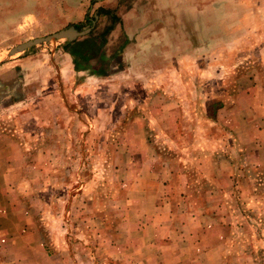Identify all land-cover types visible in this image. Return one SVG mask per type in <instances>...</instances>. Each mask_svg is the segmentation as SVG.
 I'll list each match as a JSON object with an SVG mask.
<instances>
[{
  "label": "rangeland",
  "instance_id": "obj_1",
  "mask_svg": "<svg viewBox=\"0 0 264 264\" xmlns=\"http://www.w3.org/2000/svg\"><path fill=\"white\" fill-rule=\"evenodd\" d=\"M91 1L0 0V62L68 26L93 40L0 112L30 154L16 188L40 239L0 245V264H127L129 229L150 240L141 224L167 216L175 236L150 243L187 245L202 210L217 224L201 251L221 239L223 264H264V162H250L252 139L264 154V0H116L132 40Z\"/></svg>",
  "mask_w": 264,
  "mask_h": 264
},
{
  "label": "crops",
  "instance_id": "obj_2",
  "mask_svg": "<svg viewBox=\"0 0 264 264\" xmlns=\"http://www.w3.org/2000/svg\"><path fill=\"white\" fill-rule=\"evenodd\" d=\"M97 5V10L111 11L119 18L120 22L112 30V34L121 27L125 31L127 39H133L132 35L134 33L129 35L128 30L132 19L128 18L131 20L127 21L118 13L117 7L119 4L116 0H98ZM102 17L106 16L100 15L98 22L102 20ZM89 36L85 37L89 39H83L85 41L76 39L72 42L66 41L67 43H55L53 48L52 44H50L51 47H47L48 50L41 49V53L37 52L36 47H31L22 52L21 54L23 55H18L12 61L0 62V112L22 106L27 100V96L30 90L33 89V86L34 89L37 88L35 81H45L53 72L60 79L63 72H70L72 55L82 52L84 44L92 39ZM55 49L62 52L57 61L53 63L51 59L55 56ZM45 56L49 58L51 56L49 60L51 66L45 60ZM263 132V130H257L254 134L258 138L261 137V134H264ZM252 140L254 143L257 142V145L250 154V158H252L250 162L262 164L264 162L263 149H259L260 144L258 141ZM29 155L26 148L16 140L15 136L0 129V245H26L27 249L30 248V245H39V236L31 225L30 214L24 208H21L23 202L16 188L22 186L21 172L19 171L21 166L26 165L28 160L30 161ZM210 166L212 165H209L208 168H211ZM211 172L214 174L213 171ZM230 178L231 173L225 171L222 180H216V182L220 186L225 181L230 186ZM212 213L210 212L209 214L208 211L202 210L196 216L194 213L189 216L193 224L192 227H183L181 229L182 231H188L187 235L183 233V236H187V245L172 243L171 245L154 246L150 243L153 240V242L162 241V239H167V237L173 239L175 236V232L171 231L173 230V225L168 224L167 226L168 217L166 216V218L164 215H162L164 218H159L158 222H154L153 225H150L148 222L141 224L139 229L143 233L146 230L150 231L148 233V236L151 237L150 240H145L143 237L137 241L133 237V229L131 228L128 230H131V232L129 233L130 237L127 243L125 245L118 244L116 248L118 254H120L117 257L124 256L123 259L119 260L125 261L127 264H223L220 250H222V244L226 245L225 240L220 239L219 244L213 247H202L201 251V248H198L201 242H197L198 240L196 239V234L201 229L207 231L206 235L209 232L215 231L216 226L214 224L211 223L208 226L204 224L207 218L217 224L214 220V216L217 214ZM173 242H175V239ZM212 242V237L208 236L206 244L213 245ZM122 246L124 249H127L126 253L121 252Z\"/></svg>",
  "mask_w": 264,
  "mask_h": 264
},
{
  "label": "water",
  "instance_id": "obj_3",
  "mask_svg": "<svg viewBox=\"0 0 264 264\" xmlns=\"http://www.w3.org/2000/svg\"><path fill=\"white\" fill-rule=\"evenodd\" d=\"M92 27L87 28L83 31H79L76 28H74L73 26H68L52 35H49L47 37H42V38H37V39H32L30 41H27L21 45H18L12 49H10L8 51V55L7 57H11L13 55H16L18 53L24 52L25 50L33 47V46H37V45H41L43 43H48L51 41H55V40H67L68 42H72L74 40H76L79 37L85 36L87 35Z\"/></svg>",
  "mask_w": 264,
  "mask_h": 264
},
{
  "label": "trees",
  "instance_id": "obj_4",
  "mask_svg": "<svg viewBox=\"0 0 264 264\" xmlns=\"http://www.w3.org/2000/svg\"><path fill=\"white\" fill-rule=\"evenodd\" d=\"M93 2H95V0H92L91 1V3H93ZM97 16H100V15H104V16H106L109 20H111V21H115V22H120V20H119V18L118 17H116L111 11H106V10H103V9H99V10H97V14H96ZM97 16H95V17H93L92 19L90 18V19H87V23L89 24V22L91 23V22H95L96 21V19H97ZM86 18H87V16H86ZM85 18V19H86ZM74 28H76V26H73Z\"/></svg>",
  "mask_w": 264,
  "mask_h": 264
}]
</instances>
